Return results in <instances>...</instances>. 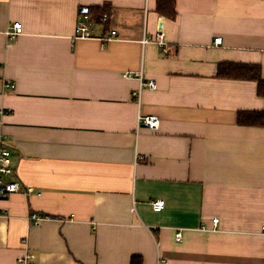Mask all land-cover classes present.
<instances>
[{
	"label": "crops",
	"instance_id": "1",
	"mask_svg": "<svg viewBox=\"0 0 264 264\" xmlns=\"http://www.w3.org/2000/svg\"><path fill=\"white\" fill-rule=\"evenodd\" d=\"M158 3L0 0L2 180L20 187L0 199V264H264V126L238 121L264 97L219 73L264 81V0H174V17ZM94 7L104 21L78 37ZM140 72L156 88L139 98Z\"/></svg>",
	"mask_w": 264,
	"mask_h": 264
},
{
	"label": "built area",
	"instance_id": "2",
	"mask_svg": "<svg viewBox=\"0 0 264 264\" xmlns=\"http://www.w3.org/2000/svg\"><path fill=\"white\" fill-rule=\"evenodd\" d=\"M93 21L91 15L87 13H82L79 15L78 18V28H77V36L78 37H84L89 38L92 37V28H93ZM23 33V24L22 23H15L11 28H9L6 31V36L8 41H15L18 39V37ZM113 35H116V31L112 32ZM155 43L158 44V46L166 51L165 48V36L162 30H160L154 39H152ZM149 39H145L143 43H148ZM223 43V39L221 37H216L214 39L215 45H221ZM129 77H135L140 81V89L138 93V97L140 98V93L143 91L144 88L149 89H155L156 84L153 81H149L148 83L143 82V73H129ZM7 87L14 88V85H11L10 83H6ZM137 95V93H136ZM0 114H2V111H0ZM139 127H146L152 131H156L160 127V121L157 117L152 116H146L142 117L141 115L138 118V128ZM4 140L2 137H0V199L5 198L7 195H10L12 193L20 191V187L18 184L10 183L6 184L2 180L3 175H9L11 174V168L9 164V156L10 152L3 147ZM152 208L155 212H160L165 207V201L164 200H157L154 201L152 204ZM133 212L136 211L135 206H133ZM7 216V212L0 210V216ZM48 220V217L39 213H31L28 217V222L30 225L38 227L40 226L44 221ZM219 221L218 219H214L213 223L217 224ZM176 241L180 242L182 240V233L177 232L175 235Z\"/></svg>",
	"mask_w": 264,
	"mask_h": 264
},
{
	"label": "trees",
	"instance_id": "3",
	"mask_svg": "<svg viewBox=\"0 0 264 264\" xmlns=\"http://www.w3.org/2000/svg\"><path fill=\"white\" fill-rule=\"evenodd\" d=\"M158 11L170 17L175 16V3L174 0H159ZM89 13L96 23L104 21L107 10L102 7H94L89 10ZM220 75L238 78V79H251L259 83V93L264 97V81L259 76V68L256 66H237V65H224L219 70ZM238 121L242 125L264 126V111L263 112H244L239 114ZM139 258L134 257L132 264H139Z\"/></svg>",
	"mask_w": 264,
	"mask_h": 264
}]
</instances>
